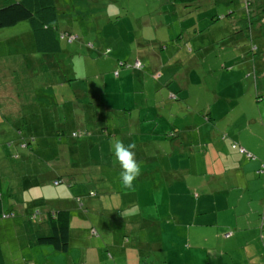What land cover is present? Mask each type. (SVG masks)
<instances>
[{
  "label": "rangeland",
  "instance_id": "obj_1",
  "mask_svg": "<svg viewBox=\"0 0 264 264\" xmlns=\"http://www.w3.org/2000/svg\"><path fill=\"white\" fill-rule=\"evenodd\" d=\"M174 2V0L57 1V7L60 9L58 28L61 31L73 32L77 41L72 44L61 42L63 52L61 55L55 56L54 62L56 65L60 64L61 69L64 68L59 76H55V80L59 78L63 80L71 76L81 80L70 83L71 87L69 88L67 84L63 87L66 97L69 99L75 98L72 90L88 93L89 99L82 96L78 100L81 106L76 109V115L82 114L84 117L83 109L90 107V101L95 111L100 112L96 114L99 123L96 129L98 134L85 141V144L87 143L86 149L83 147V152L86 151V153L83 155L82 162L88 166V172L85 175L89 179L82 185L87 184L88 192L95 193V197H91L92 200L102 204L105 210L95 213L94 210L86 208L84 214L75 213L71 216V245L68 253L65 254L57 253L49 246L29 247L27 245L28 239L21 227L22 220L18 215L10 219H0V252L3 259L0 264H69V260H74L75 257L79 261V257L84 252H86V258H89L90 264H191L189 260L182 261L178 258L184 254L182 249L186 248L187 244L181 243L179 239L184 236V228L181 227L182 230L175 228L178 227L176 217L191 213V211L184 212L176 209L173 199H168L169 196H173L168 194L174 188L170 178L165 180L161 178L155 169L154 161L148 165L144 161H139L141 175L143 170L145 174V169L148 167L149 178L140 180L139 176L134 182V190L128 191L120 186L118 181L120 167L110 151L109 142L113 138H120L127 145L131 141L130 138L135 136L127 134L134 132L129 131L132 124L124 120L123 112L114 110L116 107L120 109L123 104L116 103L117 100L114 96L109 95L110 92L118 91V83L121 80L113 75L114 56L105 57L101 54L106 48L110 49L112 42H110V37L107 38L109 34L112 31L115 33L118 31L116 46L112 47L119 48L122 57L128 55L129 61L133 59L134 55L140 56L144 60L146 56L151 57L158 52L157 46L145 42L154 40V44L159 41L162 45H168L170 39L174 38L181 28L182 31L186 32L185 47L187 48L183 47V50L187 52L184 54L177 53L178 55L171 58L174 66L165 69L172 73V76L170 75L173 82L170 87L171 91L179 97L187 98L188 88L191 87L189 92L191 107L202 110L204 106H210L213 114L218 118L226 113L232 114L234 118L241 121V125H246L248 119L250 120L254 115L258 117L256 113L261 111L263 119L261 121L256 120V122L258 121V125L264 132V24L262 27L261 24L259 25L262 0H200L191 8ZM125 7V11L120 9ZM145 22L152 23L154 27L149 24L143 27L142 24ZM244 28L250 34L246 33ZM217 39L221 40L216 42ZM244 43L247 48L243 46ZM141 47H144L143 51H140ZM169 49L171 48L169 47ZM169 49L168 52L167 50L161 51L163 57L164 55L167 56ZM242 49L247 50L242 51ZM32 51H34V44L28 22H21L11 28L0 29V60L4 59L1 60L0 66L4 65L5 59L10 60L11 57L18 60L24 58L23 61L34 60ZM118 52L120 51L118 50ZM61 59L63 61H60ZM214 60L216 61L214 62ZM163 67L159 70V74L163 71ZM22 69L25 71V75L33 74V78L37 77L36 81L32 83L29 81L22 82L19 79L15 81L8 79L18 75ZM22 69L15 70L11 66L0 67V72L4 73V76H0V80L3 82L6 80V85H10L12 90L19 93L30 91L33 87H44L46 77L44 79L41 77L45 70L43 66L38 65L33 73L29 72L30 67H23ZM47 75H49V71H45V76ZM142 75V84L130 77L129 83L132 89L142 90L147 97H151L149 93L152 92H164L163 88L158 91L155 89L160 85L159 82L163 81L165 74L157 76L155 80L150 77L148 71L143 72ZM185 83L188 87H183ZM152 84L155 86L152 87ZM180 84L179 87L181 88L178 90L177 85ZM1 86L3 87L4 84H0V92H3ZM123 88L129 89L125 84ZM193 88L195 89L192 92ZM37 93H40L39 90ZM138 94L140 93L137 91L131 96L133 103H136L134 100ZM9 99L4 101H16L13 96ZM121 102L125 103L124 109L126 110L131 106L130 103L128 105L125 101ZM141 103L138 105L143 106L144 104L140 105ZM105 105H111L109 110L106 109ZM131 108L134 114L136 112L135 106ZM158 111L161 113L160 110ZM117 112L121 114V118L118 120L115 115ZM103 119L106 122L110 121L115 126L110 127L108 123L101 124ZM10 121H17V118H10ZM256 122L250 121V124ZM8 126V124L0 126V142H5L9 138H18V133L15 134L13 129L3 130ZM146 127L153 128L148 123L141 130H146ZM161 128L162 126L158 125L152 129V132L158 133ZM253 128L254 125L251 126V130ZM21 130L23 137H28L29 133L36 135L47 133L46 131H25L23 127ZM238 134L237 128L231 131V135ZM35 142L40 147L33 154H31L30 149L34 148V142L24 150L15 146L3 148L0 145V151L6 157L8 152L20 155L19 159L16 158L11 162L14 174L20 176L19 178L17 176L18 181L21 177H27L28 181L34 182L35 173L33 170L35 169L33 167L37 166L38 170L39 167L44 166L39 158L45 161L59 153L56 149L57 140L55 138H35ZM154 145L153 142H150L148 149L153 150ZM34 154L37 158L33 157ZM137 154L140 155V153ZM103 158L108 160L107 164L111 166L110 170L102 167ZM161 161L166 163L162 158L160 163ZM92 162L95 163L96 168L93 175L91 172L94 171V167L90 169ZM75 163L76 160H73L74 166L80 164L79 160ZM202 166L203 163L197 164V173L192 172L191 174L182 171L184 174H191L192 177H189V181L185 182L184 178L183 180L181 178L177 182L183 181L184 187L191 186V190L197 188L204 181ZM235 176V172H229L228 178L216 179L213 184L215 188H218V183H221L224 185L221 189L230 191L227 202L226 196L224 200L220 197L215 199L220 203L231 204L230 212L233 215L237 214V208H243L244 199L245 204L248 199L246 193L241 195L240 190L237 189V181H243L241 178L234 180ZM5 178L4 176L3 180ZM38 178L41 179L42 175ZM43 179L45 180L44 183L27 190L29 196L35 198V195H39L45 199H52L66 189L73 191L83 187L79 186L78 183L71 186L65 183L58 187L54 186L51 183V173ZM13 183V187H15L16 179H13ZM244 184L246 183L244 182ZM214 190L212 187H208L207 190L212 198L219 196ZM187 192L190 193V191ZM23 196L24 198L28 197L26 192ZM82 204L86 205L83 202ZM235 204L238 205L235 206ZM78 210L80 212L81 209L78 208ZM120 213H123V216ZM158 224L163 226L164 244H160L161 248L164 247V251L157 249L156 244L152 242L157 237ZM185 227L188 228L187 225ZM115 246L120 248L117 249ZM99 251H102L106 256L105 261L100 259ZM108 252L111 253V256ZM201 252L205 256L202 264L204 260L205 264L208 261L212 263V260L206 255V249L204 248L203 251L197 253ZM175 258L177 259L174 260Z\"/></svg>",
  "mask_w": 264,
  "mask_h": 264
},
{
  "label": "trees",
  "instance_id": "obj_2",
  "mask_svg": "<svg viewBox=\"0 0 264 264\" xmlns=\"http://www.w3.org/2000/svg\"><path fill=\"white\" fill-rule=\"evenodd\" d=\"M57 1L58 0H0V29L11 28L18 23L28 22L32 42L34 44V51H32L34 60L29 61L27 59L23 61L24 58L18 60L11 57L10 60L5 59L4 65L0 67L5 68L11 66L15 70H21L23 67H30V73H33L38 65L43 66L45 69L44 73L41 74V77H43V79L46 77V84L43 85L44 87H39L40 89L38 87H33L32 90L22 93L16 91L19 96L18 108H20L18 110L19 112L17 114V117L16 115L10 113L8 115H5L4 118L6 117L8 119L10 123V129H13L15 134L18 133V138L14 137L13 139H15V141L1 142L3 148H12V146H15L23 150L28 148V146L33 144L34 142V148L30 149L31 154H33L34 152L39 150L40 147L38 143L35 142V138L50 137L57 140L56 149L59 153L55 154L53 158L45 161L39 158V161L43 163L44 166L39 167L38 170L37 166L33 167V169H35L33 170V172L35 173L34 180L37 183L36 186L33 185L34 187H38L40 184L44 183L45 180L43 178L45 176H48L50 173L52 174L51 183L57 187L63 183L71 186L72 184L77 183L79 185H82L83 182H86L87 179H89L85 175V173L88 172V166L84 162H82L83 155H85L86 153V151L83 152V147L85 148V145L87 144H85L86 140L91 139V136L98 134V131H96V129L99 123L96 114H99L100 112L97 113L95 111V109L91 105V101L89 102L90 107L88 109H83L82 107L85 114L84 117L82 116V114H75L78 106H81L78 100H80V97L82 96H86V98H88V93H86L85 91L78 90L77 92L76 90H72L71 92L73 95H75V98L69 99L66 97V93L64 92L63 87L66 84L69 88L71 87L70 83H76L81 80L77 79V77L75 76H71L70 78L68 77L67 79L63 80H61L60 78L58 80H55V76H59L61 70L64 68L63 67L61 69L60 64L56 65L54 62V59L56 58L55 56H59L63 52V49L61 48V42L63 41L65 44H72L73 42L77 41L76 36L73 32H70L67 29H65L67 31H61L58 28V13L60 9L57 7ZM174 1V3L182 4L186 8H191L200 0ZM115 8L119 10V8ZM260 8L259 25L261 24L260 26L262 27V24H264V0H262V7ZM120 9H122V11H125L126 7ZM147 24L154 27L152 23L146 22L145 24H142V26L146 27ZM259 25L258 27H260ZM244 31L246 32L245 28ZM259 32L262 35L261 30ZM117 34L118 31L116 33L112 31L109 34L107 38L110 37V42H112V44L110 45V49L106 48L101 54L105 57H107L108 55L114 56L113 61H115V64L113 62V65L115 68L113 75L117 79H121L118 83V91L112 93L110 92L109 95L114 96V98L117 100L116 103L123 104L120 109L116 107L114 110L123 112L124 120L126 122L129 121L132 124L129 131L134 133L127 134L130 136H135L134 138H130L136 145V148L134 149V151L136 152L135 154L138 156L147 154L148 156H150V162H146V164L148 165L151 163V161H154L155 165L157 166L159 165L158 163L161 156L164 155V157L167 158L171 155V153L174 152L176 148L177 139L179 138V134L181 132L180 125H184L183 121L180 122L179 120H190L192 118L196 120H198L199 118H203V120H211L213 116L211 114L212 110L210 109V106H204L202 110H196L190 106L189 100H186L184 96L179 97V95H175L170 89L171 83H173L170 78V75L172 76V73L165 69L166 67L172 68V66H174L171 58L178 55L177 53L180 52L179 54H184L187 52L183 50V47L186 46L187 41L186 32L182 31L180 28V30L175 34V37L170 39V44L168 45H162V43L159 41H156L157 44H154V40H148V42L145 43L157 46L158 52H156V54L151 57L146 56L144 60L140 56L138 57L134 55L131 61L128 60V55H126V57H122V52L119 48L112 47L116 46L118 37ZM220 40L221 39H217L216 42ZM89 45L92 47L91 44ZM243 46H246L247 48V45L245 43L243 44ZM169 47L171 49H169ZM186 48L187 47H185V49ZM143 49L144 47H141L140 51H143ZM168 49L169 53H167V56L164 55L163 57V53L161 51L167 50L168 52ZM118 50L120 52H118ZM246 50L247 49H242V51ZM8 55L10 56L9 53ZM60 61L63 60L61 59ZM181 61L183 62V60ZM215 61L216 60H214V62ZM166 62L167 64H165ZM152 66L153 69H151ZM162 66L164 67L161 74H165V77L162 82L158 81L160 85L155 89V91L161 90L163 88L164 92H152L149 93L151 97H147L146 93H144L142 90H137L135 88L132 89L129 83L130 77L142 84V74L143 72L148 71L150 77L155 80L157 76H161V74H159V70L162 68ZM45 71H49L50 76H45ZM24 73L25 71L22 69L21 71H19L18 75L14 76V79H19V81L22 82L29 81L32 83L36 81L37 77L33 78V74L25 75ZM124 84L129 89L123 88ZM154 86L155 84H152V87ZM179 86H181V84L177 85L178 90H180L181 88ZM185 86L188 87L186 83L185 85H183V87ZM38 90L40 93H37ZM137 91L140 94L135 96L134 101L137 103L136 104L132 102L131 96H133V94H135V92ZM140 96H142L143 98H141ZM92 97L93 96L91 95V98ZM149 98L150 100H148ZM121 101H125L128 105L130 103L131 106L128 107V110L124 109L125 103ZM139 103H141L140 105L144 103V105L139 106ZM177 104L182 106L183 110L180 111ZM109 106L111 107V105ZM109 106L105 105L107 110H109ZM133 106H135L134 110L138 114L136 112L133 114V109L131 108ZM158 110L167 112L166 115H162L160 117V119H166L165 123H160V121L156 120V118L158 119V117L154 115L155 113L153 115H150V118L145 115V113L149 111H154L156 113L158 112L159 115L160 113ZM117 113H115V115L117 116L118 120L121 118V114ZM10 118H17V121H10ZM146 118L149 119L150 122H152V126H162L164 124L161 131H159L157 134L153 132L156 135H151L150 133L148 134L144 132V130H141V123L145 121ZM20 121L21 123H18L19 125L14 127L13 123H17ZM102 123H108L110 127L115 126L110 121L106 122L104 119L101 121V124ZM21 127H23L25 131L31 132L34 130H30V128H36L37 131L34 132L46 131L47 133L45 135H36L29 133L28 137H23L21 134ZM51 130L52 133H50ZM5 131H8V129H6ZM137 134L138 136H136ZM145 136L148 139L143 140V137ZM138 142H141L139 146L137 145ZM150 142H153L155 144L152 148L153 150L148 149L150 148ZM167 145L169 146V149H167ZM162 146H164L166 150L162 149ZM236 147H238L239 149V146ZM146 149L148 150L146 151ZM239 152V155H244L248 160L252 158V156L242 148H240ZM9 153L10 152H8L7 157L2 153L3 162L1 165L5 168L6 174L0 175V219H10L18 215L20 220H22L21 227L26 234V238L28 239L27 245L29 247L49 246L57 253H68L71 245V213L69 208L61 205L60 199L47 200L38 198L27 201L26 198H24L23 194L33 186L32 184H30L31 182L28 181L27 177H21V179L18 181V178L20 176L14 174L11 162L16 158L19 159L20 155L12 152L9 155ZM137 153H140V155ZM248 154L250 155L249 157L247 156ZM33 157L37 158L35 154L33 155ZM73 160H76V163L77 160H79V166H74ZM39 161L36 160V162ZM101 162L102 167L107 168L108 170L111 169V166L107 164L108 160L106 158H103ZM91 165L92 166L90 167V169L94 167V171H90L91 175H93L96 170L95 163L92 162ZM262 167H264V164L260 166L259 173H264V169ZM160 169L161 170H159L158 172L163 174V167H161ZM15 170H17L16 167ZM180 170L181 169L178 168L176 171H183ZM41 175L42 178L39 179L38 177ZM4 176L6 178L3 180ZM13 179H16L17 181L15 187H13ZM84 185L87 184H83V186ZM92 196H95V193H92ZM77 207L81 210L86 211V207L82 204L80 198H77ZM109 255L111 256L110 253ZM2 262L3 259L0 252V263Z\"/></svg>",
  "mask_w": 264,
  "mask_h": 264
},
{
  "label": "crops",
  "instance_id": "obj_3",
  "mask_svg": "<svg viewBox=\"0 0 264 264\" xmlns=\"http://www.w3.org/2000/svg\"><path fill=\"white\" fill-rule=\"evenodd\" d=\"M0 76H4V73L0 72ZM8 79L15 81L14 76ZM0 84H4L3 87L1 86L3 92H0V126L9 124L7 128H3V130H9L10 123L4 116L10 113L14 115L18 114V110L20 109L17 110L19 96L16 91L12 90L10 85H6V80L4 82L0 80ZM194 89H192V92ZM190 90L191 87L188 88L189 92ZM189 92L186 100L190 98ZM11 96L16 100L15 102L4 101ZM177 105L180 111L183 110L182 106ZM153 114L158 117L156 120L160 121V123H165L164 119H160L162 115H165L164 111H161L160 116L158 112L154 111L145 113L149 118ZM211 114L213 115L211 120H203V118H199L198 120L193 118V120H179L180 122L183 121L184 125H180L181 132L177 139L176 148L167 158L164 155L160 157L166 163L163 161L160 163L159 159V165L156 166L157 172L161 170V167L164 169L163 174L158 172L161 178L164 180L170 178V182L174 184V188L168 194H172L173 196H169L168 199H173L176 209L184 212L191 211V213L176 217L178 227L175 228L181 229L182 227L185 233L182 238L175 237L179 238L181 243L187 244L186 248L182 249L184 254H181L178 258L182 261L189 260L191 264H202L205 256L202 252H197L203 251L205 248L206 255L212 260V263L208 261L207 264H264V173H259L260 166L264 164V132L257 123L263 119L262 112L258 111L256 113L258 117L254 115L250 120L248 119L246 125H241V121L234 118L232 114L226 113L220 118L215 116L213 112ZM256 120L258 121L256 122ZM250 121L256 123L250 124ZM18 123H21V121L13 123L14 127L19 125ZM148 123L152 125V122L146 118L141 123V129ZM253 125L254 128L251 130V126ZM157 126L153 125L152 127L156 128ZM234 128H237L238 135H231V131ZM152 129L146 127L147 131L144 130V132L153 135ZM30 130L37 131L36 128H30ZM12 139L9 138L5 141H15V139ZM145 139L148 138L145 136L143 140ZM130 143H134L132 139ZM140 143L138 142L137 145L139 146ZM234 145L239 146V149ZM161 148L166 150L164 146ZM240 148L248 152L252 158L248 160L244 155H239ZM167 149H169L168 145ZM2 157L3 154L0 151V175H5V168L1 165L3 162ZM149 158L150 156L147 154L142 156L136 155L138 162H150ZM198 163H203L202 176L204 181L201 185L191 190V186L184 187L183 181L181 183L177 182L181 178L182 180L184 178L185 182L189 181V177H192V172H198ZM178 168L181 169L180 171L183 170L191 174L177 172ZM193 169L194 171H191ZM145 170V174L144 170L142 171V175L139 177L140 180L149 178L150 172L148 167ZM229 172H235L236 176L233 178L234 180L238 178L242 179L243 182L237 181V189L240 190L241 195L246 193L248 198L246 204L244 199L243 208L236 207L237 214L235 215L230 212L231 204L220 203L215 199L216 197H220L224 200L226 196L225 200L227 202L230 191L221 189L224 186L221 183H218V188L213 186L216 179L228 178ZM30 184L32 186L37 185L36 181ZM208 187L214 188L215 193L219 196L210 197L207 192ZM187 191H190V193ZM26 193L28 196L26 198L27 201L38 198L45 199L39 195H35L36 197L33 198L34 196H29L27 191ZM91 197L95 196H92V192H88V186L85 185L73 191L66 189L61 194L56 195V197H52V199H60L61 205L69 208L71 216L75 213L80 215L85 212L83 210L78 212L77 198H80L81 202L86 204L84 206L87 209L90 208L95 213L103 209L105 210L102 204L96 203ZM238 204H235V206ZM186 225L188 228L185 227ZM157 227V237L152 242L156 244L155 247L157 249L164 251V247L161 248V244H164L162 235L163 226L158 224ZM115 247L117 249L120 248L118 246ZM120 250L123 252L122 249ZM99 256L101 260H106V256L102 251H99ZM165 256L167 258V253ZM79 258V261L76 260V257L74 260L70 259L69 264H90L89 258H86V252L82 253ZM169 260L172 259L169 258ZM203 264H205V260Z\"/></svg>",
  "mask_w": 264,
  "mask_h": 264
},
{
  "label": "clouds",
  "instance_id": "obj_4",
  "mask_svg": "<svg viewBox=\"0 0 264 264\" xmlns=\"http://www.w3.org/2000/svg\"><path fill=\"white\" fill-rule=\"evenodd\" d=\"M110 151L115 162L120 167L119 183L124 189H132L134 182L141 175L140 163L136 160L134 149L136 145L129 143L125 145L120 138H113L109 142ZM123 216V213H120Z\"/></svg>",
  "mask_w": 264,
  "mask_h": 264
},
{
  "label": "built area",
  "instance_id": "obj_5",
  "mask_svg": "<svg viewBox=\"0 0 264 264\" xmlns=\"http://www.w3.org/2000/svg\"><path fill=\"white\" fill-rule=\"evenodd\" d=\"M243 151V150H242ZM248 157L250 156L249 154L247 155ZM264 169V167H262ZM56 184V183H55Z\"/></svg>",
  "mask_w": 264,
  "mask_h": 264
}]
</instances>
